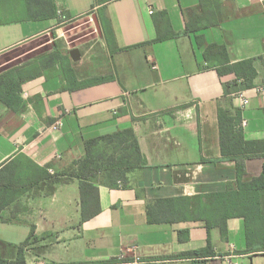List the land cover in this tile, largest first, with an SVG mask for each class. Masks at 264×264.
<instances>
[{"label": "crops", "instance_id": "obj_1", "mask_svg": "<svg viewBox=\"0 0 264 264\" xmlns=\"http://www.w3.org/2000/svg\"><path fill=\"white\" fill-rule=\"evenodd\" d=\"M215 1L208 7L217 26L201 34L207 44L225 45L232 64L254 60L258 75L254 87L242 90L245 107L236 76L221 77L183 34L189 14H200V0H0V57L53 34L30 52L40 51L33 58L0 66V73L25 66L26 75L23 107L0 104V169L24 155L52 175L64 173L86 157L87 141L126 129L134 130L146 160L127 186L94 183L101 212L84 223L78 180L52 194L44 183L28 189L2 214L4 257L14 259L34 229L38 242L27 248V264H264V253H243L241 218L229 220L227 240L212 231L215 256L195 259L176 256L206 247L204 222L148 223L156 200L236 186L235 162L222 159L219 109H240L245 138L264 140V0ZM157 23L178 37L150 43ZM110 39L119 50L113 54ZM53 53L60 57L49 62ZM112 74V81L77 87ZM56 122L59 129L49 130ZM263 170L264 157L248 159L246 180ZM181 231L188 232L183 241Z\"/></svg>", "mask_w": 264, "mask_h": 264}, {"label": "trees", "instance_id": "obj_2", "mask_svg": "<svg viewBox=\"0 0 264 264\" xmlns=\"http://www.w3.org/2000/svg\"><path fill=\"white\" fill-rule=\"evenodd\" d=\"M208 2L215 0H200V14L191 12L184 35L194 40V45L203 50L202 58L210 67H216L223 77L234 74V87L239 91L250 89L255 85L257 71L254 60H244L232 64L225 45L207 44L202 31L217 26L209 10ZM157 25V38L150 43L164 42L178 34L170 29ZM111 53L114 49L113 39L108 42ZM148 44V43H147ZM140 44L138 47L143 46ZM59 53L51 54L50 61H57ZM23 67H13L0 73V104L13 111L23 107L21 98L22 85L25 82ZM115 79V74L78 83V88L106 83ZM229 92V91H228ZM218 121L220 130V146L222 159L234 161L236 164V186H228L223 192L197 195L194 197H176L159 199L148 206V223L150 225L175 224L180 222H204L207 230V244L204 249L182 253L177 258L195 259L215 256L212 231L217 229L223 239L229 236L228 222L230 219L241 218L244 221L246 249L244 254L264 253V170L258 177L246 180V161L264 157V140L250 141L245 138L242 127V112L240 109H219ZM146 166V160L141 152L137 136L133 129H126L106 135L99 139L86 142V157L76 163V167L64 173L52 175L46 168L38 166L31 159L22 155L12 160L0 169V220L3 212L14 204L21 196L40 183L52 194L57 185L79 181L82 200V223L91 220L101 212L99 189L96 181H106L111 187L127 186L129 174ZM29 189V190H28ZM32 230L30 237L18 246L14 259L4 257L7 245L0 240V264H27L26 251L32 244L38 242ZM179 232V240L184 234ZM47 237L42 238L45 240ZM130 260L124 259V262ZM120 261H110L114 264ZM80 264V263H75Z\"/></svg>", "mask_w": 264, "mask_h": 264}, {"label": "rangeland", "instance_id": "obj_3", "mask_svg": "<svg viewBox=\"0 0 264 264\" xmlns=\"http://www.w3.org/2000/svg\"><path fill=\"white\" fill-rule=\"evenodd\" d=\"M83 34H88V31L87 30H84L82 33ZM52 36L53 34L51 35H48L42 39H39L38 41L36 42H31V43H28V44H24V45H21V46H18L17 48H15L12 52H9L7 54H5L4 56L0 57V66L4 65L6 62H10L12 61L13 63L10 65V66H13V65H17V64H20L22 62H25L27 61L28 59H31L33 58L34 56H36L40 51H37L36 53H30L36 46H39V45H42V44H45L47 42H50L51 39H52ZM82 37V36H76L74 37V45L75 47H80V45H78L80 42L78 41V39ZM77 39V40H76ZM90 38H88L89 40ZM72 40V39H71ZM52 47V42L50 44L47 45V47H45V49H42L43 50H47L49 48ZM82 48V47H81ZM82 52L84 53L85 50H82ZM114 58V57H113ZM112 58V60H113ZM111 60V58H110ZM117 62H119V59L117 58H114V65H113V68L115 66H117ZM127 65V64H126ZM3 226V228H7L8 229V225H1ZM244 262V261H243ZM245 264H249V261H245Z\"/></svg>", "mask_w": 264, "mask_h": 264}, {"label": "built area", "instance_id": "obj_4", "mask_svg": "<svg viewBox=\"0 0 264 264\" xmlns=\"http://www.w3.org/2000/svg\"><path fill=\"white\" fill-rule=\"evenodd\" d=\"M236 96L241 100L243 107H245V106H247L249 104V100L246 97L244 91L237 93ZM59 126H60V122H56L55 124H53L51 126V128L49 130H52V131L58 130L59 129Z\"/></svg>", "mask_w": 264, "mask_h": 264}, {"label": "water", "instance_id": "obj_5", "mask_svg": "<svg viewBox=\"0 0 264 264\" xmlns=\"http://www.w3.org/2000/svg\"><path fill=\"white\" fill-rule=\"evenodd\" d=\"M100 30V28H98Z\"/></svg>", "mask_w": 264, "mask_h": 264}]
</instances>
